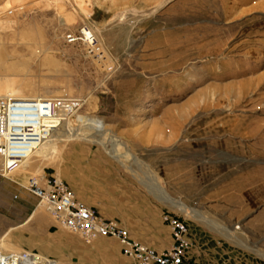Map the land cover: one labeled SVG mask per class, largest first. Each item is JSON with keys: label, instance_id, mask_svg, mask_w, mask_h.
<instances>
[{"label": "rangeland", "instance_id": "obj_1", "mask_svg": "<svg viewBox=\"0 0 264 264\" xmlns=\"http://www.w3.org/2000/svg\"><path fill=\"white\" fill-rule=\"evenodd\" d=\"M84 25L113 71L66 39ZM0 87L59 99L65 110L63 138L45 145L54 150L0 174L11 191L10 208L0 198V221L6 213L12 223L10 244L0 234L5 250L50 259L34 260L42 264H125L115 238L85 243L24 186L40 173L68 184L50 166L90 146L139 168L142 192L143 180L155 183L198 212L146 186L169 232L166 214L185 219L193 260L240 252L264 264V0H0ZM78 116L102 121L104 134Z\"/></svg>", "mask_w": 264, "mask_h": 264}, {"label": "built area", "instance_id": "obj_2", "mask_svg": "<svg viewBox=\"0 0 264 264\" xmlns=\"http://www.w3.org/2000/svg\"><path fill=\"white\" fill-rule=\"evenodd\" d=\"M66 39L84 44L96 64L106 72L113 71L114 65L106 61L101 42L88 26H82L78 32H67ZM74 104L71 102L69 107ZM60 106L61 101L56 98L0 95V174L23 164L48 137L57 125L49 121L57 115ZM24 186L38 197V204L85 243L99 237L115 238L120 252L127 258L126 264H199L187 254L188 227L181 217L165 215L171 242L159 250L133 238L118 220L99 214L78 198L62 178L48 177L45 173L34 174L28 177ZM37 255L27 249H0V264H42L34 261L35 257L39 258Z\"/></svg>", "mask_w": 264, "mask_h": 264}, {"label": "crops", "instance_id": "obj_3", "mask_svg": "<svg viewBox=\"0 0 264 264\" xmlns=\"http://www.w3.org/2000/svg\"><path fill=\"white\" fill-rule=\"evenodd\" d=\"M54 148L44 146L34 154L54 150ZM65 163L50 166V173L57 174L59 171V173L66 174L68 185L78 198L97 209L104 217L118 220L133 238L159 250L170 244V232L166 225L161 223L160 212L157 211L156 205L149 200L147 187L144 185L147 190L144 192L140 188L139 168H134L133 164H129L128 161L124 164L106 149L105 152L98 151L90 146H84L82 150L73 147ZM43 169H47V166H43ZM142 172L144 174V170ZM2 193L4 206L7 201L10 208L11 191L0 188V198ZM11 232L10 214L6 217L4 213L2 222L0 221V234L4 235L5 240L9 234L7 239L9 244L11 243ZM20 232L22 234V228ZM219 250V244H215V253L219 254ZM246 257L240 252H230L223 258L218 255L217 259L218 264H248V261L252 264H260L257 259ZM121 258L126 264L127 258L124 255Z\"/></svg>", "mask_w": 264, "mask_h": 264}, {"label": "bare ground", "instance_id": "obj_4", "mask_svg": "<svg viewBox=\"0 0 264 264\" xmlns=\"http://www.w3.org/2000/svg\"><path fill=\"white\" fill-rule=\"evenodd\" d=\"M5 84H7V83H5ZM1 88V87H0ZM5 89H7V87L5 88ZM6 93H9V94H14V95H17V96H21V97H25V96H22L21 94H16V93H14L15 91H14V89H7V91H5ZM0 95H1V93H0ZM38 97H40V96H38ZM63 105H61V107H60V109H59V111H58V113H57V115L54 117V119H52V120H50L49 122H53L54 124H57L56 125V127H54L53 128V130L51 131V133L48 135V137H46L44 140H43V142L40 144V145H38L34 150H33V153H32V155L35 153V151H37L38 149H40L41 147H43V146H49V145H51L52 143H54L55 141H59L60 139H62L63 137H62V135L60 134V133H58L59 132V128H60V126L61 125H63L64 124V121H63V119L65 118V110L63 111V107H62ZM78 119H79V121L80 122H82V124L83 123H85V124H87L88 126H90V127H93L94 128V132L95 133H97V134H100V135H103L104 134V129H105V124L102 122V121H100V120H96V119H94V118H84L83 116H78L77 117ZM86 125V126H87ZM68 130V129H67ZM91 130V129H90ZM92 131V130H91ZM68 134L69 135H72L73 136V134L75 133V134H77V132H73V131H71V129H69L68 131ZM88 133V132H90V131H88V130H85V132H84V134L85 133ZM79 134H80V132H79ZM53 135H55L54 137H53ZM84 136V135H83ZM67 137H70V136H67ZM125 153L127 152L126 150L124 151ZM31 155V156H32ZM30 156V157H31ZM29 157V158H30ZM29 158H27V159H29ZM26 159V160H27ZM25 160V161H26ZM10 171H12V170H10ZM9 171V172H10ZM9 172H6L4 175H8L9 174ZM143 182L146 184V186L149 188V190H150V192L153 194V195H155L157 198H159L160 200H162V201H164V202H166V203H168L169 205H171V206H173V207H176V208H178V209H180L181 211H184V212H187V213H190L191 215H194V216H196V217H199V214H198V212L197 211H193V210H191L189 207H187L185 204H183V203H181V202H178V201H176L175 199H173V198H171L169 195H167L164 191H163V189H161V188H159V187H157L156 185H155V183L153 184V186L152 187H150L144 180H143ZM230 235V234H229ZM0 249L2 250V248L0 247ZM18 251V250H17ZM37 256H39V258H42V259H45L44 258V256H42V255H40V254H38ZM35 260H38V257H35L34 258ZM46 260V259H45Z\"/></svg>", "mask_w": 264, "mask_h": 264}]
</instances>
